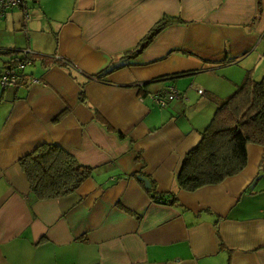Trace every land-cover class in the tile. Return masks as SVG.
I'll use <instances>...</instances> for the list:
<instances>
[{"label": "crops", "instance_id": "crops-1", "mask_svg": "<svg viewBox=\"0 0 264 264\" xmlns=\"http://www.w3.org/2000/svg\"><path fill=\"white\" fill-rule=\"evenodd\" d=\"M27 7L29 22L20 8L0 18V74L23 48L35 55L17 85H0V264H264V147L247 143L245 167L219 184L176 182L219 103L247 76H264V0ZM163 15L182 23L127 53ZM168 86L181 96L160 106L150 95ZM42 144L91 175L67 195L36 199L18 162Z\"/></svg>", "mask_w": 264, "mask_h": 264}, {"label": "trees", "instance_id": "trees-1", "mask_svg": "<svg viewBox=\"0 0 264 264\" xmlns=\"http://www.w3.org/2000/svg\"><path fill=\"white\" fill-rule=\"evenodd\" d=\"M179 23H182L180 17L163 15L127 53H140L163 29ZM52 61L69 71L73 67L66 58H52ZM247 143L264 147V76L259 80L247 76L219 103L210 123L201 132L200 141L182 159L176 175L178 187L194 191L238 174L246 165ZM18 163L26 175L31 193L38 200L67 195L91 175V167L80 164L72 154L56 144L39 145ZM146 191L154 195L152 182ZM170 195L169 203L174 204V194ZM159 198L165 202L161 196Z\"/></svg>", "mask_w": 264, "mask_h": 264}, {"label": "built area", "instance_id": "built-area-1", "mask_svg": "<svg viewBox=\"0 0 264 264\" xmlns=\"http://www.w3.org/2000/svg\"><path fill=\"white\" fill-rule=\"evenodd\" d=\"M11 8L22 9L24 13V21L29 22L31 20L27 12V0H0V18H2ZM33 55L34 52L29 48H23L20 50L15 61L11 65H8L0 74V85L2 87L17 85L18 82L24 78L19 70L32 63L31 57ZM197 92L202 93V90L198 89ZM180 96L181 94L172 86H168L164 90L150 95V97L160 106H165L168 101L179 98ZM153 200L162 202L159 195H153Z\"/></svg>", "mask_w": 264, "mask_h": 264}, {"label": "water", "instance_id": "water-1", "mask_svg": "<svg viewBox=\"0 0 264 264\" xmlns=\"http://www.w3.org/2000/svg\"><path fill=\"white\" fill-rule=\"evenodd\" d=\"M137 178L138 180H141L143 182L145 188H148L150 186V182L147 178H144L140 175H138Z\"/></svg>", "mask_w": 264, "mask_h": 264}, {"label": "rangeland", "instance_id": "rangeland-1", "mask_svg": "<svg viewBox=\"0 0 264 264\" xmlns=\"http://www.w3.org/2000/svg\"><path fill=\"white\" fill-rule=\"evenodd\" d=\"M2 58H0V67H1V65H2V60H1Z\"/></svg>", "mask_w": 264, "mask_h": 264}]
</instances>
